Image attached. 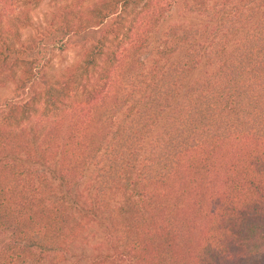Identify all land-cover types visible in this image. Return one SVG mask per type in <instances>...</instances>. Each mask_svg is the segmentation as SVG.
<instances>
[{"label": "trees", "instance_id": "trees-1", "mask_svg": "<svg viewBox=\"0 0 264 264\" xmlns=\"http://www.w3.org/2000/svg\"><path fill=\"white\" fill-rule=\"evenodd\" d=\"M2 92L0 264H264V0H0Z\"/></svg>", "mask_w": 264, "mask_h": 264}, {"label": "rangeland", "instance_id": "rangeland-1", "mask_svg": "<svg viewBox=\"0 0 264 264\" xmlns=\"http://www.w3.org/2000/svg\"><path fill=\"white\" fill-rule=\"evenodd\" d=\"M62 2H49L45 1L39 6L29 8L27 10L28 15V23L27 20L23 19L21 14L14 15L12 21L16 23L18 28H21L24 24H29L30 27L27 29H21L23 33L30 34L31 37L36 36V33L45 29L51 16L55 11L58 10ZM163 13L167 16V22H183V18L180 15L179 4L176 2L175 4L164 3L162 6ZM188 22H194L191 19ZM53 60L51 62L53 69L55 72L63 70L64 68L70 66L77 59L74 49L70 48L67 50H63L61 47H54V52L52 54ZM5 92L0 93V100H4L6 97Z\"/></svg>", "mask_w": 264, "mask_h": 264}]
</instances>
